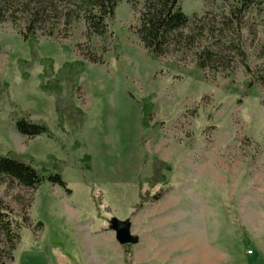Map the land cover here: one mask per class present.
<instances>
[{"label": "rangeland", "instance_id": "1", "mask_svg": "<svg viewBox=\"0 0 264 264\" xmlns=\"http://www.w3.org/2000/svg\"><path fill=\"white\" fill-rule=\"evenodd\" d=\"M142 1L135 7L120 1L101 35L81 16L69 26L50 16L36 29L32 47L22 19L0 22V78L9 84L8 95L54 135L19 133L9 116L13 107L2 105L0 154L28 153L35 166L48 167L53 155L65 162L59 171L69 189L48 180L27 188L0 174V198L21 225L6 264H81L83 257L95 259L106 241L109 264L116 254L124 264L166 258L196 264L204 234L210 243L219 235L222 249L251 250L248 256L264 264V0L259 15L245 17L240 37H231L237 47L216 72L195 66L189 52L149 57L135 33ZM214 1L222 6L223 0ZM180 4L188 17L213 5ZM32 52L51 58L55 71L66 61L85 63L75 92L86 115L81 124L58 125ZM22 59L31 60L26 79ZM148 95L153 126L142 128L138 100ZM154 158L163 178L151 184ZM114 222L127 223L130 243L116 241ZM0 249H7L2 235Z\"/></svg>", "mask_w": 264, "mask_h": 264}, {"label": "trees", "instance_id": "2", "mask_svg": "<svg viewBox=\"0 0 264 264\" xmlns=\"http://www.w3.org/2000/svg\"><path fill=\"white\" fill-rule=\"evenodd\" d=\"M120 1L122 0H0V22L4 20L16 22L17 19H22L25 26L23 38L30 47L36 41V29L50 16L57 19L56 22L68 26L81 16L89 31L101 35L106 30L105 20L114 15ZM127 1L133 7L137 4V0ZM205 1L215 4L214 0ZM213 5L201 15L193 14L192 17H188L182 10L180 0H143L139 11V23L135 30L136 36L152 59L189 52L195 66L200 69L212 72L225 69L228 63L226 52L237 47L231 37L235 35L240 37L241 30L246 27L247 15L260 14L262 0H223L222 6ZM35 59L42 65L39 87L46 95L53 96L58 125L61 127L65 120L81 124L86 115L75 102V92L79 87V75L84 71L85 63L78 59L66 61L55 71L51 58H41L32 52L31 60ZM31 60H20L19 68L24 79L28 77L25 68L31 64ZM246 68L249 70L248 65ZM8 87V82L0 78V107L5 104L13 107L9 111V116L16 130L28 137L45 133L54 138L44 120L32 119L25 110L17 108L16 103L8 95ZM138 104L141 127L153 126V123H150L153 108L151 97L149 95L141 97ZM78 145L79 141L74 140L72 148ZM48 158L49 167L47 164L35 166L30 154L8 149L0 154V174L27 188L36 187L44 180H48L69 191L59 171L65 162L57 160L53 155ZM89 159L90 155L86 153L81 158L85 168L89 167ZM153 166L151 184L156 179L163 178L159 171L161 162L154 158ZM138 185L140 187V182ZM139 196L141 201L146 199V193H139ZM150 197L157 198V195ZM141 201L136 203V208L141 205ZM9 211L8 206L0 198V236L2 235L7 246L6 250L0 249V264H6V259H11L18 238L17 228L21 226L20 223L12 222Z\"/></svg>", "mask_w": 264, "mask_h": 264}, {"label": "crops", "instance_id": "3", "mask_svg": "<svg viewBox=\"0 0 264 264\" xmlns=\"http://www.w3.org/2000/svg\"><path fill=\"white\" fill-rule=\"evenodd\" d=\"M220 240L221 238L218 235L216 239L213 238V241H215L216 243H210L208 236L204 234L203 247L199 249L196 264H237L238 262H240L241 264H258L256 263L257 257H249L248 254H246V252L243 250L237 252L236 250H226L224 248L222 249V247L220 246ZM105 244V248L102 249V252H100V254H98V252L95 253V259L87 260L86 257H83L81 264H109L111 260L107 246L109 242L106 241ZM259 259L264 261V254L259 256ZM189 261L186 260V263L188 264ZM111 262H114L115 264H124L123 254L120 256L119 254H116V259L112 260ZM155 263L172 264L167 258L164 260L156 259Z\"/></svg>", "mask_w": 264, "mask_h": 264}, {"label": "water", "instance_id": "4", "mask_svg": "<svg viewBox=\"0 0 264 264\" xmlns=\"http://www.w3.org/2000/svg\"><path fill=\"white\" fill-rule=\"evenodd\" d=\"M112 228L114 229V237L119 244H126L132 241L127 223L114 222Z\"/></svg>", "mask_w": 264, "mask_h": 264}, {"label": "built area", "instance_id": "5", "mask_svg": "<svg viewBox=\"0 0 264 264\" xmlns=\"http://www.w3.org/2000/svg\"><path fill=\"white\" fill-rule=\"evenodd\" d=\"M247 253L250 254V253H252V251L251 250H248Z\"/></svg>", "mask_w": 264, "mask_h": 264}]
</instances>
